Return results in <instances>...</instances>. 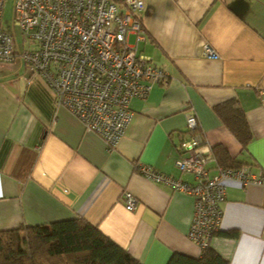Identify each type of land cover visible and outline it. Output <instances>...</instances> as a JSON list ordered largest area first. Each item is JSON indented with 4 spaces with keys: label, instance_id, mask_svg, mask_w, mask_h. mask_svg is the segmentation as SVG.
<instances>
[{
    "label": "crops",
    "instance_id": "0c3cea01",
    "mask_svg": "<svg viewBox=\"0 0 264 264\" xmlns=\"http://www.w3.org/2000/svg\"><path fill=\"white\" fill-rule=\"evenodd\" d=\"M144 1L137 50L167 81L129 101L133 115L111 148L20 58L0 63V230L81 216L143 264H166L174 251L198 256L201 248L188 235L193 196L139 170L146 165L194 181L175 165L179 142L190 136L189 111L211 152L208 176L219 167L216 143L251 174H264V0ZM232 98L252 134L242 152L214 110ZM123 191L137 198L134 210L125 208ZM220 208V233L208 244L229 264H264L261 187L227 181Z\"/></svg>",
    "mask_w": 264,
    "mask_h": 264
},
{
    "label": "built area",
    "instance_id": "2783aa9c",
    "mask_svg": "<svg viewBox=\"0 0 264 264\" xmlns=\"http://www.w3.org/2000/svg\"><path fill=\"white\" fill-rule=\"evenodd\" d=\"M3 1L0 63L11 62L18 55L26 69L46 82L58 104L75 114L108 147L115 146L133 115L129 101L145 97L154 83L167 81V73L137 50V42L145 37L138 17L145 1L14 0L13 24L23 40L36 43L35 48L22 51L14 49V36L2 28ZM130 34L134 35L133 44L129 43ZM205 54L212 56L214 52L207 47ZM185 121L192 132L179 142L182 155L175 165L181 172L193 174L194 181L164 175L151 166L139 170L155 182L193 196L188 235L202 248L218 229L226 182L259 185L264 207V174H251L242 167H217L216 174L208 176L206 163L211 152L195 132L197 118L189 111ZM122 199L126 209L136 208L138 200L130 192L123 191Z\"/></svg>",
    "mask_w": 264,
    "mask_h": 264
},
{
    "label": "trees",
    "instance_id": "16d2710c",
    "mask_svg": "<svg viewBox=\"0 0 264 264\" xmlns=\"http://www.w3.org/2000/svg\"><path fill=\"white\" fill-rule=\"evenodd\" d=\"M214 110L239 143L240 152L246 150L252 134L237 99L220 102L214 106ZM187 131L192 132L189 129ZM195 132L199 133L197 129ZM211 149L219 167L236 169L243 166V160L230 155L222 144L216 143ZM215 233L220 232L216 230ZM225 234L231 235L232 232L226 231ZM0 264L143 263L105 235L97 225L81 216H73L0 230ZM166 264L229 263L207 244L201 248L198 256L174 251Z\"/></svg>",
    "mask_w": 264,
    "mask_h": 264
},
{
    "label": "rangeland",
    "instance_id": "374dc122",
    "mask_svg": "<svg viewBox=\"0 0 264 264\" xmlns=\"http://www.w3.org/2000/svg\"><path fill=\"white\" fill-rule=\"evenodd\" d=\"M13 5L14 0H4L3 1V8L1 13V25L4 30L14 36V49L22 51V49H31L36 47V43L30 42L28 39L23 40L22 34L18 27H16L12 20H13ZM132 38H129V43L132 42ZM16 59L19 58L17 55Z\"/></svg>",
    "mask_w": 264,
    "mask_h": 264
}]
</instances>
